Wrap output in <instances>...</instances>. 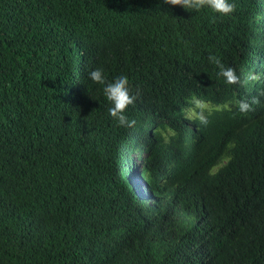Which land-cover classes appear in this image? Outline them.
<instances>
[{"label": "trees", "instance_id": "1", "mask_svg": "<svg viewBox=\"0 0 264 264\" xmlns=\"http://www.w3.org/2000/svg\"><path fill=\"white\" fill-rule=\"evenodd\" d=\"M233 2L221 16L164 0H0V264H264V132L256 133L264 113L189 143L185 131L175 133L171 150L158 154L160 165L179 158L170 182H155L172 205L165 217L156 210L158 222L142 218L124 184L117 201L62 166L46 167L64 141L76 143L78 162L93 161L95 143L118 144L123 126L108 113L103 85L88 78L97 67L106 82L128 77L135 99L126 116L147 114L159 107L153 95L171 85L177 95H204L236 32L244 68L227 88L233 97L258 95L264 108V74H256L264 0ZM77 52L83 66L68 95Z\"/></svg>", "mask_w": 264, "mask_h": 264}, {"label": "clouds", "instance_id": "2", "mask_svg": "<svg viewBox=\"0 0 264 264\" xmlns=\"http://www.w3.org/2000/svg\"><path fill=\"white\" fill-rule=\"evenodd\" d=\"M164 2L179 6L184 10L199 11L207 8L221 16L230 15L235 8L233 0H164ZM256 12L259 18L258 34L264 40V22L261 14ZM243 37L242 34L236 32L231 35L233 48L222 57L221 76L209 86L204 95L192 98L186 94L177 95L174 85H171L167 95H153L157 97L159 107L147 114L125 115V110L135 99L130 94L126 75H119L106 82L102 68H94L88 73V78L94 83L103 85V95L110 103L108 113L118 125L123 126L119 138V142L122 140V146L118 142L112 149H108L106 141L102 144L95 143L92 148L95 155L93 161L90 162L89 157L84 155V160L78 162L73 160L77 156L76 143L64 141L58 145L46 167L62 166L77 182L93 186L97 196H108L117 201V189L124 184L126 191L140 208L142 218L148 222H158L160 219L156 210L163 207L165 217L169 213L167 207L172 205L170 204L171 196L160 192L155 187V182L162 185L168 184L172 174L171 169L175 168L179 160L178 158L177 161L160 165L161 157L158 158V154L164 150L166 152L171 150L169 148L175 133L180 130L185 131L186 142L189 143L199 134L211 131L222 124L227 130L246 127L257 122L264 113L258 95L247 98L233 97L232 89L227 88L229 84H235L238 81L239 74L244 68V55L240 49ZM79 56L77 52L72 82L66 91L68 95L71 88L75 86L79 66H83L79 61ZM209 59L215 60L214 57H209ZM215 62L219 64L218 60ZM258 66L261 71L256 74L261 76L264 74V57L258 61ZM176 107L182 108L181 113L186 114L184 119H178L179 113ZM258 123L263 126V131H261V126L256 133L261 134L264 132V121ZM254 136V134L249 135L244 140L240 149L241 157L251 149ZM216 167L213 166L211 171L214 172ZM118 174L122 175V180L118 178ZM188 183V181L184 182L187 185ZM187 185L181 186L187 187ZM71 186L68 184L62 190L69 194L68 188ZM210 215L211 213L207 211L198 216V221H203ZM212 249L213 245L206 251L211 253Z\"/></svg>", "mask_w": 264, "mask_h": 264}]
</instances>
